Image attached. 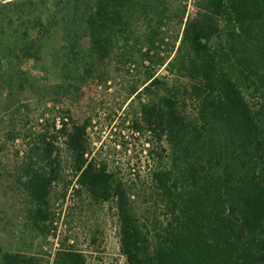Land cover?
Wrapping results in <instances>:
<instances>
[{"label":"rangeland","instance_id":"374dc122","mask_svg":"<svg viewBox=\"0 0 264 264\" xmlns=\"http://www.w3.org/2000/svg\"><path fill=\"white\" fill-rule=\"evenodd\" d=\"M199 2L123 0L96 47L87 19L97 0H0V264L12 254L51 264L65 251L127 264L115 204L76 183L60 121L87 124V160L132 188L139 215L164 218L151 178L174 158L140 113L178 94L196 116L183 36ZM39 135L54 144L51 160L38 155ZM52 170L47 219H37L27 183Z\"/></svg>","mask_w":264,"mask_h":264},{"label":"trees","instance_id":"16d2710c","mask_svg":"<svg viewBox=\"0 0 264 264\" xmlns=\"http://www.w3.org/2000/svg\"><path fill=\"white\" fill-rule=\"evenodd\" d=\"M122 1L97 0L90 9L96 47L114 17L112 6ZM183 46L196 116L182 109L178 94L140 113L174 158L151 178L164 218L139 215L132 188L87 160V124L60 121L76 183L94 201L114 202L127 264H264V0H200ZM38 145V155L51 160L55 147L46 135ZM54 175L35 173L27 183L37 219H47ZM84 263L81 254L65 251L51 264ZM3 264L43 262L12 254Z\"/></svg>","mask_w":264,"mask_h":264}]
</instances>
